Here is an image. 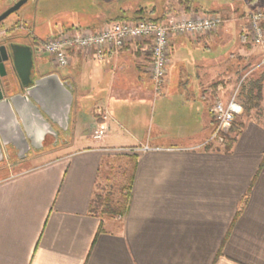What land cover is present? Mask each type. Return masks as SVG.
Segmentation results:
<instances>
[{
	"label": "crops",
	"instance_id": "obj_1",
	"mask_svg": "<svg viewBox=\"0 0 264 264\" xmlns=\"http://www.w3.org/2000/svg\"><path fill=\"white\" fill-rule=\"evenodd\" d=\"M76 1L42 15L45 38L34 34L37 6L33 35H19L26 43L7 37L25 30L27 12L0 38V45H30L32 79L56 73L73 96L67 129L50 121L55 134H45L41 148L29 146L19 158L13 144L2 146L0 264H264V123L243 120L227 152L208 142L214 100H225L236 82L230 81L251 73L247 64L264 65V48L245 37L252 4L241 0L249 6L240 12L216 0L210 7L190 0L188 9L184 0H164L157 17L214 12L221 23L208 35L170 37L156 90L146 40L101 56L71 52L65 67L39 49L47 37L72 26L99 27L116 13L100 0ZM236 63H243L237 76ZM17 92L12 78L8 93ZM98 127L103 135L95 140ZM122 167L131 174L125 214L100 216L93 199L120 184Z\"/></svg>",
	"mask_w": 264,
	"mask_h": 264
},
{
	"label": "built area",
	"instance_id": "obj_2",
	"mask_svg": "<svg viewBox=\"0 0 264 264\" xmlns=\"http://www.w3.org/2000/svg\"><path fill=\"white\" fill-rule=\"evenodd\" d=\"M245 16V37L251 45L264 48V0L254 2ZM220 23V15L214 12H167L159 20L122 19L105 22L96 28L72 26L42 40L38 47L52 58L55 65L65 67L70 62L71 52L93 51L101 56L107 52H115L135 40H146L149 42V73L155 89L158 90L170 60V37L179 34L208 35L215 32ZM5 34L6 30L0 27V37ZM262 61L264 62V57ZM240 82L225 100L220 97L214 100L210 111L215 125L208 142L222 144L228 126L241 114L242 104L238 99ZM102 135L101 127L92 131L95 140H99ZM147 148L145 146L142 149ZM115 149L122 150H106Z\"/></svg>",
	"mask_w": 264,
	"mask_h": 264
},
{
	"label": "water",
	"instance_id": "obj_3",
	"mask_svg": "<svg viewBox=\"0 0 264 264\" xmlns=\"http://www.w3.org/2000/svg\"><path fill=\"white\" fill-rule=\"evenodd\" d=\"M27 1L16 0L0 13V22ZM32 68L30 45L13 41L0 45V162L2 146L13 144L21 158L29 146L41 148L45 134H55L51 122L67 129L73 98L70 84L56 73L32 79ZM12 78L19 84L16 94L8 93Z\"/></svg>",
	"mask_w": 264,
	"mask_h": 264
},
{
	"label": "rangeland",
	"instance_id": "obj_4",
	"mask_svg": "<svg viewBox=\"0 0 264 264\" xmlns=\"http://www.w3.org/2000/svg\"><path fill=\"white\" fill-rule=\"evenodd\" d=\"M123 1V2H122ZM200 3L204 4V7H210L211 5V0H199ZM217 2H215L216 4H230L232 5L234 3V6L239 9L240 12H245L247 9V6H249L250 4L248 3V0H245L246 4L244 1L241 0H216ZM12 0H0V13H2L6 8H8L11 5ZM75 3H77L76 0H28L25 4H23L17 11L11 13L10 15H8L3 21L0 22V27L1 28H9L10 26H12L14 23H17L19 19H22L23 14L25 12H27V17L24 19L25 21H28L27 27L21 30H17L13 32L12 36H8L7 35H3L2 38L4 36H8L7 38L10 39H14L16 41H21V42H25L26 40H24V38L20 37V34H24L26 37H31V35H33V23H35L32 19V15L34 14V12H36V6L38 7V22H36V30L37 32H34V34L38 35V37L41 38H45L46 34L45 32L47 31L46 29V22L41 18L43 14H45V16L47 15H52V12H59V10H64L65 8H68L72 5H74ZM119 4V5H118ZM118 7H122L123 9L128 10L129 12L134 11L136 8L138 7H144L147 10H150L152 8H154V11L152 12H147V15L150 17H157L164 5V0H120L117 3ZM131 14V13H129ZM62 18H68L70 17L75 23L76 25H81V26H86L87 22H85V20L80 17V16H69L68 14L65 15L64 13H61ZM23 20V21H24ZM226 22V21H225ZM48 38V37H47ZM46 38V39H47ZM26 39V38H25ZM264 50H261V55H263ZM264 56V55H263ZM243 63H236V76L237 74H239V72L241 71V67H242ZM246 68H251V73H248L247 75H243L240 76L239 78H237L236 80L232 79L230 82L233 83L234 82V86L232 87V89L237 86V83L239 81L240 85H239V89H238V99L240 101V103L242 104V112L241 114H239V116H237L234 120V124L238 123V122H242L243 120L246 119H256L259 121H262L264 123V65H257V63H253V64H247V66H245ZM249 68V69H250ZM253 69V70H252ZM244 70V69H242ZM247 76V77H246ZM231 83V84H232ZM260 85V90H259V98L257 99V103L258 105L256 107H253L251 109H249L248 111H245L246 106H245V92L246 90H244V93L241 94V87L242 86H246V88H253L255 89L257 86ZM231 92V90L228 92V94ZM254 93H256V89L254 91ZM227 94V96H228ZM215 125V123H214ZM231 127H232V123L228 126V130H226L227 135L226 138L224 139V142L222 144L219 145V149H223L224 145L226 143V140L228 137L230 136H234V132L231 131Z\"/></svg>",
	"mask_w": 264,
	"mask_h": 264
},
{
	"label": "trees",
	"instance_id": "obj_5",
	"mask_svg": "<svg viewBox=\"0 0 264 264\" xmlns=\"http://www.w3.org/2000/svg\"><path fill=\"white\" fill-rule=\"evenodd\" d=\"M120 0H100L99 3L101 7H106L108 13L116 12L115 14L111 15L108 21H116L122 19H129V20H159L163 17H150L147 15V12L154 11V8L147 10L144 7H138L134 11L129 12L122 7H118L117 3ZM261 0H248L249 4H253L254 2H260ZM123 2V1H122ZM190 0L181 1V4L188 9ZM131 13V14H129ZM256 89V93H254ZM255 89L253 88H246V86L241 87L240 93L243 94L245 92V111L256 107L258 105L257 99L259 98V90L260 85L257 86ZM235 120V119H234ZM234 120L232 122L231 131L234 132V135L238 134L241 127L242 122H238L234 124ZM235 139V136H230L227 138L226 143L224 145L223 151L227 152L230 150L231 145ZM132 162V159H130ZM120 184L115 186V188H108L104 191V193H98L95 195L93 199L94 206L98 209V214L100 216H108V217H122L125 214L127 203L129 200L130 194V181H131V174L128 168H121L120 169ZM119 180V179H118Z\"/></svg>",
	"mask_w": 264,
	"mask_h": 264
}]
</instances>
